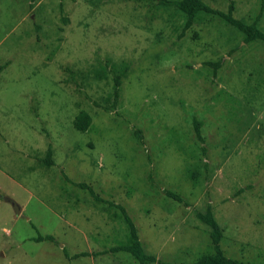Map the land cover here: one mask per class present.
<instances>
[{"label": "rangeland", "instance_id": "374dc122", "mask_svg": "<svg viewBox=\"0 0 264 264\" xmlns=\"http://www.w3.org/2000/svg\"><path fill=\"white\" fill-rule=\"evenodd\" d=\"M233 1L234 18L264 32V0ZM183 22L156 2L0 0V264H137L108 251L126 227L79 183L123 206L158 260L210 252L195 218L209 205L224 255L264 264V44L203 13L178 38ZM125 66L105 112L112 70ZM80 111L85 132L72 126Z\"/></svg>", "mask_w": 264, "mask_h": 264}, {"label": "trees", "instance_id": "16d2710c", "mask_svg": "<svg viewBox=\"0 0 264 264\" xmlns=\"http://www.w3.org/2000/svg\"><path fill=\"white\" fill-rule=\"evenodd\" d=\"M143 2H156L157 5L168 7L173 6L177 11H179L184 16V22L181 28V32L178 38H181L185 31H187L195 22L198 14H207L216 16L219 20L225 24L237 29L244 35V43H251L254 41H260L264 44V32L258 28V21L255 19L251 23H245L241 20L234 18V1L228 0L227 8L225 11H220L210 7L200 0H178V1H168V0H135ZM207 66L213 68V75H215L216 70L219 68L220 63H205ZM5 65L0 66V71ZM128 67H124L121 71L115 72L112 70V91L110 104L106 106H98L105 112H112L118 104L120 97V87L123 78L126 76ZM91 125V117L85 111H80L73 119L72 126L75 130L79 132H85ZM194 136L199 143H203L204 139L201 135V123L197 120L193 122ZM52 150L48 147L46 157L43 159L44 164L52 165L51 160ZM76 187L85 189L90 197L97 203L106 205L117 211L119 218L123 221L126 231H127V241L125 243L118 244L111 247L108 251L111 253H125L129 255L137 264H177L161 261L155 258V256L148 254L144 251L143 246L139 240L137 229L129 217L125 208L119 204L107 201L99 197L94 190L83 183L75 184ZM164 195L176 203L184 204V200L175 192L170 190H165ZM195 218L197 221L204 225L208 229V239L210 243V252L202 254L196 260L189 264H252L244 263L238 260H233L226 257L221 249L220 243L222 240V230L218 225L211 206L207 205L204 213H195ZM35 243L39 242H51L55 243V239L50 235H37L31 238ZM63 255L68 260H73L77 258H83L90 256L87 252L76 253L69 256L65 249L63 248Z\"/></svg>", "mask_w": 264, "mask_h": 264}, {"label": "water", "instance_id": "95a60500", "mask_svg": "<svg viewBox=\"0 0 264 264\" xmlns=\"http://www.w3.org/2000/svg\"><path fill=\"white\" fill-rule=\"evenodd\" d=\"M14 209H15V211H16V213L18 212V209H16V207H14Z\"/></svg>", "mask_w": 264, "mask_h": 264}]
</instances>
